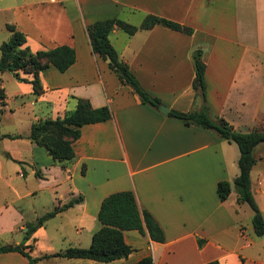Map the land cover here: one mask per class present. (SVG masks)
Instances as JSON below:
<instances>
[{
  "label": "crops",
  "instance_id": "0c3cea01",
  "mask_svg": "<svg viewBox=\"0 0 264 264\" xmlns=\"http://www.w3.org/2000/svg\"><path fill=\"white\" fill-rule=\"evenodd\" d=\"M0 12L7 13L0 20V41L8 36L4 24L10 22L25 34L24 44L31 50L68 44L75 56L63 71L49 64L38 72L42 91L37 95L28 81L31 73L19 71L23 79H17L11 71H0V242L22 241L26 222L80 194L22 243L31 256L87 246L100 225L96 213L102 197L130 189L137 205L162 227V241L124 229L132 248L125 257L100 261L52 255L34 264H132L144 255H151L152 264H204L210 259L264 264V232H253L251 208L237 202L234 191L222 200L216 192L217 180H230L238 171L235 143L141 102L106 60L91 52L84 29L107 17L138 24L146 13L190 26V33L154 24L131 34L114 27L108 39L146 91L168 109L182 111L193 106L190 53L199 47L209 112L246 131L264 123V0H0ZM76 97L92 106L107 105L111 117L80 125L72 142L75 155L62 167L26 135L33 120L61 116L74 107ZM24 103L30 112L27 129L18 130L13 122L12 129L1 128L3 117L24 111ZM252 153L250 188L264 217V141ZM39 193L45 194L44 202H36ZM198 238L203 239L200 245ZM0 264L28 260L9 250L0 252Z\"/></svg>",
  "mask_w": 264,
  "mask_h": 264
},
{
  "label": "trees",
  "instance_id": "16d2710c",
  "mask_svg": "<svg viewBox=\"0 0 264 264\" xmlns=\"http://www.w3.org/2000/svg\"><path fill=\"white\" fill-rule=\"evenodd\" d=\"M154 24H162L172 29L190 33L192 28L178 21L146 13L138 24L129 23L119 17H107L93 20L84 25L88 37L90 50L105 59L109 68L116 74L120 83L130 86L141 102H146L156 108L160 99L146 91L138 82L127 64L121 60L115 48L108 39V32L120 28L128 34L138 28H149ZM4 27L8 37L0 41V71H11L17 79H23L19 71L31 73L28 81L31 83L32 93L37 95L42 91L38 72L53 65L59 71L66 69L74 61V49L68 44H58L45 49L31 50L25 42V34L17 29L13 23L6 22ZM194 74L191 85L194 90L193 106L189 110L169 108L167 115L179 118L185 124H196L215 131L220 137L235 143L237 147L236 165L237 173L232 179H219L216 182V192L220 200L224 199L230 191L236 194L237 202H246L252 210L251 224L253 232L260 235L264 232V217L253 198L250 188L249 170L255 157L253 146L264 141V123L252 129L241 131L235 129L231 123L220 115H212L205 101L204 62L201 59V49L195 47L191 50ZM3 91L0 88V104H3ZM111 117V111L105 104L92 106L88 99L76 97L72 109H67L61 116L44 117L33 120L28 129L27 137L34 143L44 147L54 162L64 166L73 159L75 153L72 142L80 134V125L105 120ZM15 137L16 134H4ZM81 173L84 165H81ZM37 173V171H34ZM81 195L68 198L61 205H54L50 210L36 216L34 220L26 222L23 234L25 239L31 231L45 219L57 211L68 207L78 201ZM99 227L91 233L87 246H67L62 250L42 253L31 256L24 249L22 241L18 243L0 242V252L16 250L26 256L28 264H34L39 257L52 255L88 257L100 261L125 257L131 251V246L123 238L124 229H137L140 233L146 232L150 239L162 241L164 232L152 214L145 208H140L130 189L115 190L107 193L100 200L97 213ZM203 242L197 239L198 245ZM132 264H152L151 255H144ZM204 264H219L216 259L207 260Z\"/></svg>",
  "mask_w": 264,
  "mask_h": 264
},
{
  "label": "rangeland",
  "instance_id": "374dc122",
  "mask_svg": "<svg viewBox=\"0 0 264 264\" xmlns=\"http://www.w3.org/2000/svg\"><path fill=\"white\" fill-rule=\"evenodd\" d=\"M7 13L5 12H0V20L6 16ZM4 32V31H2ZM3 39H6L8 36H1ZM8 90V88H6ZM12 106L10 107H15V104H10ZM23 109L24 111H21L22 109H16V111L12 114L9 115L8 117H3V122L1 124V128L3 129H12V122L17 126L16 129L21 130L24 129V131L27 129V123H29L28 121V115H29V104L28 103H24L23 104ZM21 119L23 120V122H21ZM12 166L10 165V167L8 166H3V169H11ZM32 176V175H31ZM30 176V180L35 182V179H33V177ZM19 178V177H18ZM21 179V177L19 178V180ZM44 193H39V195L37 197H35L36 202L40 203V202H44L45 198H44ZM41 197V199H40ZM43 197V198H42ZM47 197V196H46Z\"/></svg>",
  "mask_w": 264,
  "mask_h": 264
},
{
  "label": "water",
  "instance_id": "95a60500",
  "mask_svg": "<svg viewBox=\"0 0 264 264\" xmlns=\"http://www.w3.org/2000/svg\"><path fill=\"white\" fill-rule=\"evenodd\" d=\"M156 107L162 114H166L167 113L168 108H167V106L165 104L158 103Z\"/></svg>",
  "mask_w": 264,
  "mask_h": 264
}]
</instances>
